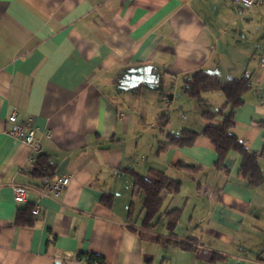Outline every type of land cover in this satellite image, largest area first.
Returning a JSON list of instances; mask_svg holds the SVG:
<instances>
[{
    "label": "crops",
    "instance_id": "obj_1",
    "mask_svg": "<svg viewBox=\"0 0 264 264\" xmlns=\"http://www.w3.org/2000/svg\"><path fill=\"white\" fill-rule=\"evenodd\" d=\"M199 70L223 83L249 80L234 131L261 154L264 0L249 9L233 0H0V264H85L81 253L105 264H264V182L241 175V155L219 164L203 136L159 152L161 116L166 133L200 131L203 114L226 104L220 90L202 100L186 94ZM14 112L18 123L32 120L40 153L8 135ZM40 156L56 165L52 177L34 174ZM259 165L264 173V156ZM127 169L182 182L153 230L142 228L141 210L129 216ZM64 175L72 179L60 196L44 193ZM14 186L27 189L20 205ZM36 206V223L16 226L18 210ZM174 209L181 215L171 233Z\"/></svg>",
    "mask_w": 264,
    "mask_h": 264
},
{
    "label": "trees",
    "instance_id": "obj_2",
    "mask_svg": "<svg viewBox=\"0 0 264 264\" xmlns=\"http://www.w3.org/2000/svg\"><path fill=\"white\" fill-rule=\"evenodd\" d=\"M250 89V82L247 78L232 79L226 83L220 81L217 75L204 70H199L191 75L185 83L186 94L195 99L202 100V95L206 92L220 90L224 93L226 104L216 112H205L203 118L209 124L200 131L184 129L180 134L166 133L169 123L168 117L159 118V128L165 135L166 142L162 143L159 152H165L169 148H190L201 136L206 137L214 145L218 162L222 164L231 151L241 155L240 173L243 177H248L251 185L258 186L264 182V173L259 165L261 154L253 153L247 150L234 131L235 111L244 104L243 96ZM228 109V111H227ZM220 118L221 123H214ZM175 168L186 172H195L198 166L178 162ZM56 165L48 158L40 156L37 160L34 174L42 178H50L54 175ZM133 178V199L142 196V228L144 230H153L162 216L164 201L167 197L173 198L181 192L182 182L170 178L164 171L150 169L147 175H141L131 169H127ZM113 201L112 195H103L101 202L106 207H111ZM134 200L130 204L129 216L134 215ZM33 209H19L17 212L15 224L18 227H31L37 217L32 213ZM181 210L174 209L166 213L168 217V229L174 233L177 222L180 219ZM186 248V247H185ZM78 261L85 264H105L102 256L90 253H81L77 255Z\"/></svg>",
    "mask_w": 264,
    "mask_h": 264
},
{
    "label": "built area",
    "instance_id": "obj_3",
    "mask_svg": "<svg viewBox=\"0 0 264 264\" xmlns=\"http://www.w3.org/2000/svg\"><path fill=\"white\" fill-rule=\"evenodd\" d=\"M236 4L240 5L245 9L253 7L257 0H233ZM8 123L11 124V127L8 131V135L17 141H20L25 146L31 148L33 151L40 153L42 151V146L39 144V141L36 139V129L32 127L31 121L28 123H18L16 113H12L8 117ZM72 179L71 175L58 176L53 181H47L43 186V191L45 194H52L55 197L61 195V193L67 188ZM14 201L17 205H20L25 202L27 196V189L25 187L14 186L12 188ZM33 215L40 217L43 214L41 207H34L32 211ZM61 258V256H58Z\"/></svg>",
    "mask_w": 264,
    "mask_h": 264
},
{
    "label": "rangeland",
    "instance_id": "obj_4",
    "mask_svg": "<svg viewBox=\"0 0 264 264\" xmlns=\"http://www.w3.org/2000/svg\"><path fill=\"white\" fill-rule=\"evenodd\" d=\"M159 134H162L161 133V131L159 130ZM157 152V149H155V153ZM139 157V156H138ZM134 200V202H135V205H134V215H133V217L135 218V219H139V218H141V216H140V210H141V204H142V196H138L137 198H135V199H133V197H132V201Z\"/></svg>",
    "mask_w": 264,
    "mask_h": 264
}]
</instances>
